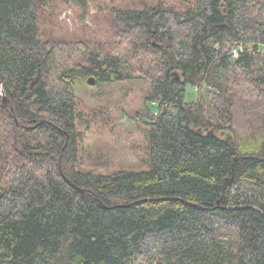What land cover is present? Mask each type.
<instances>
[{
    "label": "trees",
    "instance_id": "16d2710c",
    "mask_svg": "<svg viewBox=\"0 0 264 264\" xmlns=\"http://www.w3.org/2000/svg\"><path fill=\"white\" fill-rule=\"evenodd\" d=\"M43 6L0 0V264H264V0L117 9L108 42L43 40ZM90 77L150 83L148 171L78 168Z\"/></svg>",
    "mask_w": 264,
    "mask_h": 264
},
{
    "label": "rangeland",
    "instance_id": "374dc122",
    "mask_svg": "<svg viewBox=\"0 0 264 264\" xmlns=\"http://www.w3.org/2000/svg\"><path fill=\"white\" fill-rule=\"evenodd\" d=\"M194 0H89L86 11L64 0H44L40 36L43 40L108 42L114 38V10H138L158 3L185 10ZM94 78V77H90ZM89 78V79H90ZM88 79V80H89ZM95 79V78H94ZM148 81L138 80L94 85L87 81L77 86L79 110L83 115L78 131L81 134L78 168L96 174H113L121 170L148 171L145 122ZM193 88L188 101H196Z\"/></svg>",
    "mask_w": 264,
    "mask_h": 264
},
{
    "label": "water",
    "instance_id": "95a60500",
    "mask_svg": "<svg viewBox=\"0 0 264 264\" xmlns=\"http://www.w3.org/2000/svg\"><path fill=\"white\" fill-rule=\"evenodd\" d=\"M88 83H89L90 85H94V84H95V79H94V78H90V79L88 80ZM0 85H1V82H0ZM3 102H4V104H7L8 99H7L6 96L3 97ZM211 134L213 135V132H211ZM66 136H68V133H66ZM61 163H62V159H60V165H61ZM66 181H67L69 184L72 185V183L70 182L69 179L66 178ZM80 191H81L82 193H86V191L83 190V189H80ZM218 207H219V208L221 207V201L218 202ZM249 207L254 208L253 206H249ZM224 208L229 210V209H239V208H241V207H224Z\"/></svg>",
    "mask_w": 264,
    "mask_h": 264
},
{
    "label": "built area",
    "instance_id": "2783aa9c",
    "mask_svg": "<svg viewBox=\"0 0 264 264\" xmlns=\"http://www.w3.org/2000/svg\"><path fill=\"white\" fill-rule=\"evenodd\" d=\"M234 55H235V58H238L239 57V50H235ZM154 105H156V103H154Z\"/></svg>",
    "mask_w": 264,
    "mask_h": 264
}]
</instances>
